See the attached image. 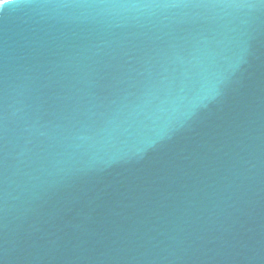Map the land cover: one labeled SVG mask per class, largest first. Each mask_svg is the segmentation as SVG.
Wrapping results in <instances>:
<instances>
[{
  "label": "water",
  "instance_id": "95a60500",
  "mask_svg": "<svg viewBox=\"0 0 264 264\" xmlns=\"http://www.w3.org/2000/svg\"><path fill=\"white\" fill-rule=\"evenodd\" d=\"M0 264H264V0H0Z\"/></svg>",
  "mask_w": 264,
  "mask_h": 264
}]
</instances>
